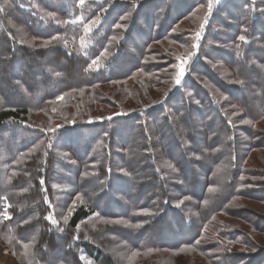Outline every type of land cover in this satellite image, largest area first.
I'll return each mask as SVG.
<instances>
[{"label": "trees", "instance_id": "16d2710c", "mask_svg": "<svg viewBox=\"0 0 264 264\" xmlns=\"http://www.w3.org/2000/svg\"><path fill=\"white\" fill-rule=\"evenodd\" d=\"M78 1L66 0L62 7L61 0H0V245L20 264H136L137 255L153 252L201 257L208 264H264V250L257 262L234 248L257 247L251 233L221 220L222 215L240 217L264 232V215L249 216L240 208L244 199L264 205V169L249 165L252 154L264 148L257 130L264 120V0H232L238 16L228 2L205 37L202 74L228 101L195 82L191 95L175 89L162 105L166 96L149 108L101 122L93 116L70 118L51 136L30 121L31 113L56 118L52 110L61 96L124 82L139 70L153 72L145 67L146 42L131 35L141 8L128 22L127 43L111 40L134 1L104 5L96 44L85 53L69 19H79L81 13L70 7ZM165 2L156 1L154 14L144 21L159 20L165 8L160 32L170 36L177 7ZM198 2L205 6L199 0L172 4L184 6L178 7L179 17H189ZM47 12L57 18L37 26ZM225 14L233 20L219 18ZM13 22L47 46H29ZM92 58L102 67L93 70ZM215 64L233 73L226 75ZM43 143L45 150L29 164L16 163ZM65 197L67 208L77 206L66 224L59 212ZM5 205L12 219L4 217ZM49 215L66 232L56 229ZM206 230L217 235L208 237Z\"/></svg>", "mask_w": 264, "mask_h": 264}, {"label": "rangeland", "instance_id": "374dc122", "mask_svg": "<svg viewBox=\"0 0 264 264\" xmlns=\"http://www.w3.org/2000/svg\"><path fill=\"white\" fill-rule=\"evenodd\" d=\"M119 2H130V0H84L83 5L80 2L73 3L70 7H76L78 11L81 13L78 20H75L71 17L70 23L76 29L79 40L78 47L84 53L89 49L91 45L96 44L95 38L97 37L98 29L100 28L101 24L103 23V18L101 17L106 10H103L105 4L110 3H118ZM134 1V0H132ZM158 0H135L132 2L134 8L131 9L130 14L127 16V19H123L121 25L126 27H115L117 31L112 35L111 40L115 41L117 45L122 42L127 43L126 34L130 30V25L128 24L131 20V15L134 11L139 10L140 8L141 13H139L136 31L133 32L132 39L139 42L140 39H144L147 44V56L144 59L145 67L149 65L148 70H153V72H145L143 70L137 71L130 79L124 82H114L105 86H100L93 89H83L78 92H71L66 96H63V99H59L60 105H54L52 114L57 116L56 118H51L48 114H39L38 113H31V122L33 124H37L39 127H43L40 132L44 134H49L51 136L55 135L56 131L61 129L64 126V123L71 122L70 118L78 119L81 121H87L86 117L93 116L96 117L94 120H98L97 122L104 121V119L113 118L118 115H131L135 113V111L139 108H149L156 102L162 100L165 96L166 98L163 99L159 105L165 103V100L168 98L170 93L175 90H185L188 93H192V84L195 82H203L206 87L213 90L217 97L221 100L223 99L224 102L228 101V98L225 97L219 90L214 88L213 85L209 84L207 78L203 76V69L205 62L202 63L200 52L203 49V43L205 37L209 32L212 31L211 23L213 21L214 16L219 12V9L228 8L229 3L233 4V7H230V11L234 15L238 16L237 12L235 11V5L232 0H212L211 3V12L209 13V0H199L205 6H199V2L195 5V8L189 17H179V13L182 12L184 6L180 3L172 4L173 1L179 0H165V5L171 7H177V9L171 12L173 17L176 20L175 29L171 32L170 36H166V32L161 33L160 27L164 24L165 20V11L160 13L159 20L156 18L151 22H145L144 19L146 18L147 14H154V10H152L151 6L153 7ZM162 1V0H161ZM248 2H255V0H247ZM181 2H185V0H181ZM66 0H61L62 7L66 6ZM95 5L96 7L92 6ZM36 6V4H35ZM87 7V9H86ZM178 7H182L179 10ZM139 8V9H138ZM97 9V10H96ZM103 10V11H102ZM43 12V11H41ZM44 13V12H43ZM101 13V14H100ZM165 14V15H164ZM44 17L37 18V26L46 27L47 22L50 18H57L55 14L47 12L44 14ZM187 18V19H186ZM219 18L222 20H230L231 22L233 19L228 17L227 14L219 15ZM93 20H96L95 24H91ZM156 20V21H155ZM14 25L19 28L22 32H25V42L29 46H39L45 47L47 46V42L40 41L38 39L33 38L29 35L26 28L22 25L13 22ZM168 24V23H167ZM91 25L90 30L86 31V27ZM211 26V27H210ZM102 29V28H101ZM100 30V29H99ZM118 31H121L119 33ZM200 33V39L196 40V34ZM95 36V37H94ZM103 36V34H101ZM115 37V39H113ZM98 38V37H97ZM92 39V41H90ZM69 42L72 48H75V42ZM198 44V47L194 48L193 45ZM119 46V45H118ZM194 53V54H193ZM112 55V51L109 52L106 59L110 58ZM92 58L91 60H94ZM190 59V63H188ZM181 61H185V74L181 77L180 84H176V77L179 75V69ZM207 61V60H204ZM92 62V61H91ZM209 62V61H208ZM210 63V62H209ZM201 66L199 67V65ZM128 65V64H127ZM129 66V65H128ZM93 70L96 68H101L102 65L99 63L96 65H92ZM214 67H220L223 70V73L228 75L229 73H233V70L230 69L228 66L215 64ZM124 69H126L124 67ZM119 70V69H117ZM147 70V67H146ZM203 73V74H202ZM153 84V85H152ZM131 88V91L129 90ZM98 89L99 92L95 94V91ZM170 91V93H169ZM174 91V92H175ZM95 95H100V98L95 99ZM97 100V101H96ZM118 102V106H112V102ZM230 108V107H229ZM72 120V119H71ZM238 123V121L236 122ZM27 126H31L39 130L36 126L32 124H27ZM257 127L261 130L260 133L264 135V120L257 124ZM56 139V138H54ZM52 139V140H54ZM44 148V149H43ZM45 150L44 143L42 145H38L32 149H30L27 153H25L20 160H17V164L22 166L29 164L31 162V157L40 153ZM251 167H261L264 169V148L257 149L250 159ZM71 179V177H70ZM44 182V181H43ZM45 186V185H43ZM82 201V200H81ZM77 203V202H76ZM114 207V205H112ZM243 211H245L246 215L255 214V212L260 213L262 216L264 215V205L260 204L255 200H242L240 205ZM10 206L5 205V214L4 217L6 219H12V214L9 212L8 209ZM76 205H72L71 207L67 208V201L66 197L64 203L62 205L61 210L59 211L60 215H62V221L66 224L68 219L73 214V211L76 209ZM256 215V214H255ZM53 220L54 217L49 215ZM264 225V219L260 218ZM49 220V219H48ZM221 220L227 221L235 225L237 228L246 230L247 232L251 233L253 239L255 240L257 247L252 248H240L234 247L236 251L240 254H246L247 257L256 259L258 262L259 259L256 258V255L260 253L259 250H264V232H257L254 231L250 226L245 225L243 220L240 217H231V216H221ZM50 221V220H49ZM56 223H53L56 229H59V223L55 220ZM64 224V225H65ZM66 228H61L66 232ZM64 232V233H65ZM205 233H208L209 236H216L217 232H212L206 230ZM207 235H204V241L207 242L205 238ZM202 242V240H201ZM15 253L8 248L2 247L0 245V264H20L14 258ZM172 254V253H171ZM84 254H82L83 256ZM191 255V254H189ZM188 255V256H189ZM193 256V255H192ZM194 257V256H193ZM83 261L86 263H90L86 256L82 257ZM192 258H186L183 256H178L172 254H165L164 252H153L151 255H140L136 257V264H208L207 261L199 257V261L193 260ZM261 264V263H258Z\"/></svg>", "mask_w": 264, "mask_h": 264}, {"label": "snow or ice", "instance_id": "6c2138e0", "mask_svg": "<svg viewBox=\"0 0 264 264\" xmlns=\"http://www.w3.org/2000/svg\"><path fill=\"white\" fill-rule=\"evenodd\" d=\"M79 2H80V4L81 5H83V3H84V0H79ZM134 2H135V0H134ZM211 3H212V0H209V13L211 12ZM0 11H3V9L2 8H0ZM128 17L127 16H125V17H123V19H127ZM96 23V20H93L92 22H91V24H95ZM115 27H126V26H124V25H121V24H117V25H115ZM90 28H91V25H88L87 27H86V31H88V30H90ZM245 31H246V29H245ZM200 36H201V34L200 33H197L196 34V40L198 41L199 39H200ZM113 39H115V37H113ZM240 41H242V42H246V38H245V36H243V35H241V36H239V38H238ZM193 47L194 48H196V47H198V44H194L193 45ZM106 54V53H105ZM194 54V53H193ZM99 63V60L98 59H94V60H92V62H91V64L92 65H96V64H98ZM185 61H181V64H180V69H179V75L176 77V81H175V83L176 84H180V82H181V77L185 74ZM188 63H190V59H189V61H188ZM57 75H60V73H57ZM241 83H242V81H240ZM189 95H191V93H189ZM58 99H63V97L61 96V97H59ZM247 122V121H246ZM170 168H172V170L173 171H176V169L172 166V165H168ZM43 180H41V185H43ZM79 198V197H78ZM190 199V198H189ZM180 203H183V201H181ZM177 206H179V205H177ZM141 212L143 213V214H152L149 210H141ZM48 219L50 220V222L51 223H56V221L55 220H53L51 217H48ZM114 222H120V221H114ZM62 230V229H61ZM26 247H27V245H26Z\"/></svg>", "mask_w": 264, "mask_h": 264}]
</instances>
